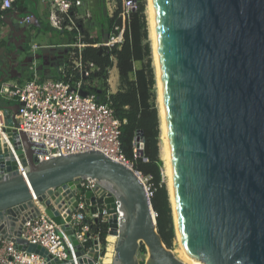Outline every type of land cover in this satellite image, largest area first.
<instances>
[{
	"label": "water",
	"instance_id": "1",
	"mask_svg": "<svg viewBox=\"0 0 264 264\" xmlns=\"http://www.w3.org/2000/svg\"><path fill=\"white\" fill-rule=\"evenodd\" d=\"M151 4L176 231L186 256L202 264H264V0ZM19 107L4 108L5 136L0 132V241L39 253L49 264H186L165 244L134 167L99 150L39 160L15 127ZM143 137L139 131L137 140ZM86 177L98 181L109 235L117 237L109 263L101 260L98 240L87 251L70 225L78 206L74 190ZM86 202L97 203L93 192ZM43 211L67 235L77 261H60L21 238L24 224Z\"/></svg>",
	"mask_w": 264,
	"mask_h": 264
},
{
	"label": "built area",
	"instance_id": "2",
	"mask_svg": "<svg viewBox=\"0 0 264 264\" xmlns=\"http://www.w3.org/2000/svg\"><path fill=\"white\" fill-rule=\"evenodd\" d=\"M119 0H108V9L111 16L118 10ZM125 13L130 16L138 8L137 0H123ZM47 7L49 22L58 30H77L75 41L68 45L69 57L60 68V78L42 79L35 77L23 84L5 83L0 91L1 97L10 104L19 103L16 114L15 127L23 130L37 150L39 160L52 157L99 150L111 158L129 164L134 163L127 159L121 142L122 121L116 116L110 103L111 92L108 90L104 101H99L96 93L90 89L98 86L99 67L86 59L85 34L78 21L91 16L89 12L82 14L81 8L85 0H42ZM14 0H0V17L13 8ZM35 19L33 14L27 13L21 22L30 25ZM118 26H114L106 42L101 43L105 48H112L123 43L124 38L117 35ZM37 47V46H35ZM113 59L114 56L112 57ZM13 104V105H14ZM5 113L0 107V132L5 136ZM144 138V137H143ZM145 140H134L135 156H143L141 143ZM135 168V167H134ZM144 181L149 196L154 193L153 177L144 175L137 170ZM25 174V168L20 167ZM100 187L96 179L86 177L80 179V186L74 190L78 206L72 212L70 225L77 239L87 251L93 248L96 240L100 243V251L104 250V258L109 249V232L107 244L103 246L100 233L95 231L96 224H109L107 205L98 199L97 190ZM93 192L97 203L89 206L86 202V193ZM155 216L157 212L155 211ZM123 217L119 210L118 219ZM110 230V226H109ZM108 230V231H109ZM60 225L45 211L28 220L22 229L21 238L28 243L44 247L54 258L63 261H77L74 247ZM73 256V258L71 257ZM100 260V262H101ZM0 264H49L46 258L36 252L22 250L10 240L0 241Z\"/></svg>",
	"mask_w": 264,
	"mask_h": 264
},
{
	"label": "trees",
	"instance_id": "3",
	"mask_svg": "<svg viewBox=\"0 0 264 264\" xmlns=\"http://www.w3.org/2000/svg\"><path fill=\"white\" fill-rule=\"evenodd\" d=\"M138 8L130 16L125 13L124 1H118V10L113 16L101 15L107 25V34L118 26L117 35L124 41L119 46L105 48L99 44L98 38L91 37L82 21L79 26L85 34L86 47L84 56L99 67V82L97 87L90 89L96 93L99 101L105 100L109 89V70L114 66L115 60L119 69L121 88L110 95L111 106L116 116L122 121L121 142L127 159L134 163L137 170L144 175H151L154 183V193L151 202L157 212V226L165 244L172 246L174 239V226L171 215L169 194L162 177L163 160L160 156L161 118L157 103L156 75L152 65L153 48L149 36L146 0H137ZM75 34L77 30H73ZM114 56L115 59L112 57ZM137 64H140L138 67ZM139 131L144 135L143 156L136 157L134 140ZM109 224L100 222L96 224L95 231L100 233L103 246L107 244ZM139 254H146L145 245L140 248Z\"/></svg>",
	"mask_w": 264,
	"mask_h": 264
},
{
	"label": "crops",
	"instance_id": "4",
	"mask_svg": "<svg viewBox=\"0 0 264 264\" xmlns=\"http://www.w3.org/2000/svg\"><path fill=\"white\" fill-rule=\"evenodd\" d=\"M89 3L86 7H82L80 12L82 14L89 12L91 16L80 21L86 29H89L91 37L98 38L101 44L108 40L107 28H100L95 19H98L96 13H100V10L111 16L108 0H90ZM27 13L35 16L30 25L21 22V18ZM102 13L99 19L103 17ZM50 30L58 31L60 36L56 40L51 39ZM42 34L45 35L43 43L34 41L36 35ZM75 36L72 31L58 30L51 26L47 7L42 0H14L13 8L0 17V91L7 82L23 84L38 76L42 79L60 78V68L69 57L68 45L75 41ZM112 68L109 70L108 78V90L111 94L121 88L116 60ZM112 72H114L113 81L110 79ZM13 104L2 98L0 94V107L6 108Z\"/></svg>",
	"mask_w": 264,
	"mask_h": 264
},
{
	"label": "bare ground",
	"instance_id": "5",
	"mask_svg": "<svg viewBox=\"0 0 264 264\" xmlns=\"http://www.w3.org/2000/svg\"><path fill=\"white\" fill-rule=\"evenodd\" d=\"M148 19L151 29V35L153 39V49H154V58L157 65V78H158V88H159V101H160V116H161V128H162V139H163V152H164V158H165V171L166 175L168 176V184H169V190H170V196H171V202L173 206V215H174V221H175V227H176V202L174 199V184L173 179L171 176V161L168 155V137H167V129L165 125V116H164V109H163V98H162V87H161V75L159 71V57L157 52V40H156V32L154 30V8L151 4V0H148ZM26 172V171H25ZM155 215V212H154ZM177 234V240L180 244V250L179 254L181 258L187 263V264H202V262L195 261L189 257L186 256L185 249L183 246V243L176 231ZM117 237L115 235L109 236V249L108 252L104 258V261L109 263L112 261L115 251V245H116Z\"/></svg>",
	"mask_w": 264,
	"mask_h": 264
},
{
	"label": "rangeland",
	"instance_id": "6",
	"mask_svg": "<svg viewBox=\"0 0 264 264\" xmlns=\"http://www.w3.org/2000/svg\"><path fill=\"white\" fill-rule=\"evenodd\" d=\"M95 1V0H94ZM90 2V0H85V3H84V6H83V8L84 7H86V5L87 4H90L89 3ZM146 7H147V11H146V13H147V18H149L148 17V0H146ZM82 8V9H83ZM99 17L100 16H98V19H95V22H96V24L101 28V27H105L106 25H107V22L104 20V22L102 23L101 21H100V19H99ZM148 25H149V36H150V40H151V43H152V48H153V39H152V35H151V29H150V24H149V19H148ZM49 37H51V39H57L59 36H60V34H59V32L58 31H56V30H50V32H49ZM44 39H45V35L44 34H42V35H36L35 37H34V41H37L38 43H43L44 42ZM153 50V55H152V65H153V67H154V70H155V75H156V87H157V103H158V108H159V113H160V109H161V107H160V101H159V88H158V78H157V65H156V61H155V58H154V49H152ZM137 66L139 67L140 66V64H137ZM113 69V68H112ZM113 73L114 72H112L111 74H110V79L113 81ZM109 81V80H108ZM161 118V117H160ZM159 146H160V156H161V158H162V160H163V165H162V167H161V171H162V177H163V181L165 182V184H166V186H167V190H168V194H169V201H170V208H171V215H172V220H173V226H174V239H173V243H172V246L171 247H169L174 253H175V255L180 259V260H182L183 262H185L182 258H181V256H180V254H179V250H180V244H179V241L177 240V234H176V227H175V221H174V215H173V206H172V202H171V196H170V190H169V184H168V176L166 175V171H165V158H164V152H163V139H162V128H161V137H160V143H159ZM145 250H146V246H145ZM147 256H148V252H147V250H146V254H144V255H141V254H139V257L141 258V260L144 262L145 260H146V258H147ZM186 263V262H185ZM187 264V263H186Z\"/></svg>",
	"mask_w": 264,
	"mask_h": 264
}]
</instances>
